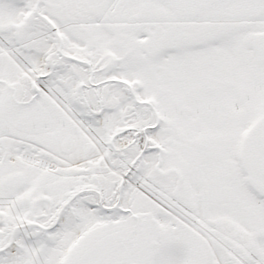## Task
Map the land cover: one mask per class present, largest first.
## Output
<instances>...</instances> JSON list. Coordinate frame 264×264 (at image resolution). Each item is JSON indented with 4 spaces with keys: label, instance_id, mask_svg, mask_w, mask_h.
I'll list each match as a JSON object with an SVG mask.
<instances>
[{
    "label": "snow or ice",
    "instance_id": "snow-or-ice-1",
    "mask_svg": "<svg viewBox=\"0 0 264 264\" xmlns=\"http://www.w3.org/2000/svg\"><path fill=\"white\" fill-rule=\"evenodd\" d=\"M0 264H264V0H0Z\"/></svg>",
    "mask_w": 264,
    "mask_h": 264
}]
</instances>
